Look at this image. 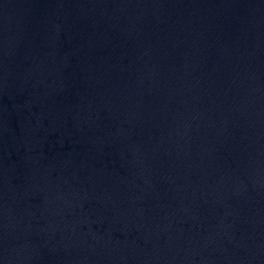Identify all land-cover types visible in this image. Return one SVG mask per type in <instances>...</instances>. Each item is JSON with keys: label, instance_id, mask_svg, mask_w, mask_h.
<instances>
[{"label": "water", "instance_id": "95a60500", "mask_svg": "<svg viewBox=\"0 0 264 264\" xmlns=\"http://www.w3.org/2000/svg\"><path fill=\"white\" fill-rule=\"evenodd\" d=\"M0 264H264V0H0Z\"/></svg>", "mask_w": 264, "mask_h": 264}]
</instances>
